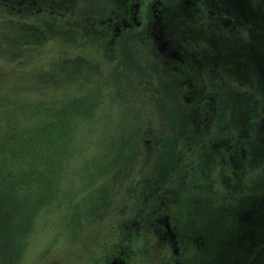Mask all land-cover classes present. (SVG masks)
Listing matches in <instances>:
<instances>
[{"label":"rangeland","instance_id":"374dc122","mask_svg":"<svg viewBox=\"0 0 264 264\" xmlns=\"http://www.w3.org/2000/svg\"><path fill=\"white\" fill-rule=\"evenodd\" d=\"M133 1L138 5L134 21L126 17L129 9L123 10L127 0H30L31 8L42 7L39 12L0 7L2 67H45L50 83L70 88L78 84L85 99H99L94 112L100 132L88 137L91 145H81L77 158L67 163L54 203L37 210L30 227L17 229L16 264H105L112 259L128 264H212L214 244L226 242L235 224V218L230 228L224 223L231 208L255 213L264 204L261 141L260 150L249 158L252 164L242 162L245 173L231 178L232 196H226V190H219L231 171L220 152L213 159L212 149L200 143L201 134L191 141V150L182 143L181 127L199 92L207 109L201 116L208 121L200 129L214 133L242 121V128L249 130L260 120L255 115L257 104L264 103V0ZM157 1L161 3L156 7ZM117 16L125 17L124 22ZM159 27L170 47L189 53L183 62L156 48L154 31ZM214 87L217 93L212 95ZM190 89L193 100L186 99ZM255 94L260 95L258 101ZM244 117H249L245 124ZM144 129L164 135L163 141H151L155 150L149 154L134 138ZM111 136L114 151L98 147L100 142L92 145ZM167 139L181 150L174 170L173 160L161 159L158 149L163 146V155H168ZM228 139L221 148L226 152L234 144ZM113 154L119 155L118 161ZM226 160L230 165L228 154ZM153 177L162 179L158 204L167 215L158 226L164 230L158 228V237L146 230L135 235L132 227L147 221V210L153 208L150 196H142ZM135 217L140 219L135 222ZM199 237L201 249L191 242ZM185 240L193 244L192 251L179 259L173 247L178 251ZM2 256L0 251V264L11 262ZM229 258L224 247V264H230Z\"/></svg>","mask_w":264,"mask_h":264},{"label":"trees","instance_id":"16d2710c","mask_svg":"<svg viewBox=\"0 0 264 264\" xmlns=\"http://www.w3.org/2000/svg\"><path fill=\"white\" fill-rule=\"evenodd\" d=\"M30 3V0H0V7L10 12L19 11V7L21 9L26 7V10L30 12L41 11L42 7L33 8L32 6L31 8L32 3ZM43 69L44 71L37 70L26 63L25 65L14 64V66L5 67L0 65V251L2 257L9 258L11 261L9 264L17 262V229L30 227L36 211L54 203L53 198L57 197L58 183L64 175L67 163L77 158V153L82 148L81 145H91L86 140L88 137L93 133L100 132L96 131L100 118L94 112V107L98 104L99 99H85L80 94L78 84L74 88H70L65 83H50L51 81L48 79L50 76L45 70L46 68ZM45 77L47 78L45 79ZM37 78L41 81H35ZM250 86L254 87V85ZM253 89L259 93V88ZM191 92L192 89L188 91L186 99L193 100ZM74 93H78V95ZM215 93H217L216 87L213 88L212 95ZM199 94L200 92L197 93L196 105L192 110L190 108V112L187 111V118L183 121L184 125L181 126L184 128L182 143L191 149L195 146L191 144V141L197 134H201L200 143L205 144L206 148L212 149V153L215 154L213 159H217V153L220 152V160L224 161L231 172L229 177L227 176L226 186L219 190V193L226 190L224 195L232 196L229 194V191L233 192L231 178L236 174L241 176L245 173V171L241 172L242 162L252 164L249 158L260 150L257 147V141H261L264 147V103L257 104L259 107L256 108L257 112L254 115L256 119L260 118L259 116L261 118L249 130L242 128L241 121L235 123L234 126L221 128L219 132L215 130L213 133L209 129L204 130V127L199 128L201 123L208 122L201 116L204 110H207L204 109L206 99L202 94ZM254 96V101H258L260 95L255 94ZM248 118H242L244 119L243 124ZM225 130L230 131V135H225ZM136 133L134 138L137 137L141 143L140 147L144 154L155 150L150 146L151 141L158 143L161 141L160 139L164 140L162 132L155 136L151 131L147 132L145 129L139 134ZM228 138H232L234 144L230 146V151L226 152L221 148L227 142L225 140L229 141ZM172 141L171 139L166 141L168 155H163V146H159L158 149L161 151V159L173 160V163H171L172 161L170 163L174 170L180 165L181 150L180 147L176 148L175 140L174 143ZM96 142H100L98 147L109 146L108 150L111 146L112 150H115L114 136L106 139L98 138L92 142V145ZM215 143L218 144V147ZM171 145L174 146L172 150L170 149ZM226 154L231 161L230 165L227 164ZM107 155L104 153L105 157ZM112 158L118 161L119 155L113 154ZM127 171L128 169L125 170L124 177H127ZM160 179L153 177L149 180L151 184L143 186L142 196L144 197L145 194L146 197L150 196L148 200L153 203V208L147 210L149 211L145 215L147 221L132 227L135 235L142 230L157 235L155 233L158 232V228H161L158 226L159 219L162 221L163 218H166L165 209L162 210L158 204V200L162 198L158 194L162 190ZM176 182L181 181L178 179ZM243 183L244 181H239L240 185ZM262 188L264 189V186ZM210 190H213V184ZM258 208L261 210L255 213L249 212L250 216L247 211L243 212L237 206L231 208L224 223L228 222L230 228L233 218H235V224L231 226L226 242L214 244L216 248L213 252L212 264H224L222 261L224 247L229 254L230 264H264V204H260ZM133 219L137 222L140 217ZM169 219L168 217L166 221L169 222ZM141 224V228H138L137 226ZM120 226L122 225L120 224ZM162 232L164 233V231ZM191 242L199 244L200 249L203 247L200 237L192 238ZM191 242L185 240V244L180 246L178 251H174L175 256L181 259L183 253L192 251L193 244ZM182 243L184 242L182 241ZM122 245V243L118 244L120 248ZM137 250L136 247L132 249L133 252ZM214 259L221 262L214 263ZM177 263L185 264L181 260H178Z\"/></svg>","mask_w":264,"mask_h":264},{"label":"flooded vegetation","instance_id":"af4514ba","mask_svg":"<svg viewBox=\"0 0 264 264\" xmlns=\"http://www.w3.org/2000/svg\"><path fill=\"white\" fill-rule=\"evenodd\" d=\"M120 0H118L119 2ZM161 2L160 1H157L156 2V7L160 4ZM137 3L136 2H131L130 3V0H127V2H124V12L125 10H128L129 9V13L128 15L126 16L127 19H130L132 21H134V10H136V8L138 7V5H136ZM154 7V5H153ZM155 8V7H154ZM157 11V10H156ZM119 20V16H117ZM125 17H122L120 20L121 22H124ZM114 20V19H113ZM112 20V18L109 19L110 23H113L114 21ZM119 20V21H120ZM161 27H159V29H157V32L154 31V39H155V42L158 43V45L156 46V48L160 51V52H163L164 54H168L170 56V59L174 60V59H177L181 62H183V60L185 59V54H189L187 53V51H185L184 49H178L176 47H173L170 45H168L167 41L160 35L161 34ZM174 251L175 250V247H173ZM105 264H128L127 262H125L123 259H112L111 262H107Z\"/></svg>","mask_w":264,"mask_h":264}]
</instances>
